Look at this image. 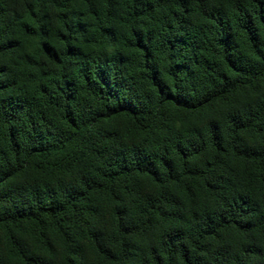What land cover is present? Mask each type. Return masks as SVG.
Wrapping results in <instances>:
<instances>
[{
	"label": "trees",
	"instance_id": "1",
	"mask_svg": "<svg viewBox=\"0 0 264 264\" xmlns=\"http://www.w3.org/2000/svg\"><path fill=\"white\" fill-rule=\"evenodd\" d=\"M0 264H264V0H0Z\"/></svg>",
	"mask_w": 264,
	"mask_h": 264
}]
</instances>
